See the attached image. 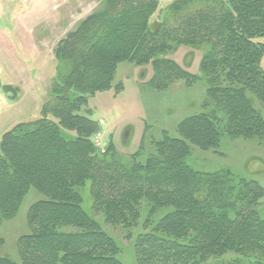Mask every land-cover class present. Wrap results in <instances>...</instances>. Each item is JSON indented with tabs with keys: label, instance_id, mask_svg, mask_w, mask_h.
<instances>
[{
	"label": "trees",
	"instance_id": "1",
	"mask_svg": "<svg viewBox=\"0 0 264 264\" xmlns=\"http://www.w3.org/2000/svg\"><path fill=\"white\" fill-rule=\"evenodd\" d=\"M160 5L101 0L58 43L41 117L15 122L1 137L0 227L31 190L45 199L30 207L21 262L0 255V264H126L83 207L82 189L107 223L139 229L135 264H264V187L190 162L196 150L219 153L231 140L264 144V0H175L154 21ZM178 47L192 49L191 62L201 51L198 74L169 57ZM123 62L142 67V81L158 91L206 86L180 136L165 132L150 141L152 152L141 146L129 155L113 143L102 150L93 140L100 124L89 100L122 89L114 80Z\"/></svg>",
	"mask_w": 264,
	"mask_h": 264
},
{
	"label": "rangeland",
	"instance_id": "2",
	"mask_svg": "<svg viewBox=\"0 0 264 264\" xmlns=\"http://www.w3.org/2000/svg\"><path fill=\"white\" fill-rule=\"evenodd\" d=\"M99 1L0 0V143L2 134L15 122L41 117L43 104L48 100L56 78V47L75 29L83 16L87 17L99 6ZM173 1L159 0L160 10L152 20H160L161 8ZM260 41L264 43V38ZM191 50L178 47L169 53V57L180 64L186 61L189 71L198 74L201 51L194 52L197 56L194 65L188 57L185 61L183 59ZM261 67L264 70V57ZM141 69L130 62L119 64L114 85H122V89L97 93L89 100L90 117L100 124V131L93 140L95 143L99 140L102 150L113 143L118 151L129 155L135 154L141 146L152 152L153 141H160L165 132L179 137L180 122L200 110L206 94L204 82H196L191 87L180 82L166 91H158L142 81ZM6 86L12 87V90H6ZM130 125L132 127L128 129ZM126 127L133 136L136 132L131 146V134L122 139ZM99 133L100 137L97 138ZM190 162L200 170L230 168L253 178L264 187V144L243 139L231 140L219 153L196 150ZM80 192L83 207L119 244L121 259L126 264H135L134 245L139 229L107 223L102 215L91 211L89 190L82 189ZM43 199L45 196L42 193L31 190L18 214L0 227L1 256L21 262L18 243L20 237L31 232L28 224L30 207ZM146 208L143 201L141 220L147 215Z\"/></svg>",
	"mask_w": 264,
	"mask_h": 264
},
{
	"label": "crops",
	"instance_id": "3",
	"mask_svg": "<svg viewBox=\"0 0 264 264\" xmlns=\"http://www.w3.org/2000/svg\"><path fill=\"white\" fill-rule=\"evenodd\" d=\"M100 1H101V0H100ZM100 1L97 2V4H99ZM169 3H171V2H169ZM169 3H167V4H169ZM167 4H165V5H167ZM95 9H96V7H95ZM95 9H94V10H95ZM92 10H93V9H92ZM92 10H91V11H92ZM91 11H90V12H91ZM90 12H89V13H90ZM85 16H86V15H85ZM85 16H83V18H85ZM154 17H155V16H154ZM83 18H82V19H83ZM196 57H197V56H195V59H194V61H193V65H194L195 62H196ZM184 58H185V59H184ZM183 59H184V61L187 59V58H186V55L183 56ZM185 62H186V61H185ZM185 62H184V63L182 62L181 65H183V66L186 65V66H187V64H186ZM138 73H140V72H138ZM141 76H142V74H141ZM127 127H132V126L130 125V126H127ZM127 127H126V128H127ZM8 128H9V127H8ZM123 137H124V133H123ZM123 137H122V138H123ZM135 137H136V132H135V134H134V137H133V139H132V141H131L130 146L134 143V139H135Z\"/></svg>",
	"mask_w": 264,
	"mask_h": 264
},
{
	"label": "water",
	"instance_id": "4",
	"mask_svg": "<svg viewBox=\"0 0 264 264\" xmlns=\"http://www.w3.org/2000/svg\"><path fill=\"white\" fill-rule=\"evenodd\" d=\"M128 133H129V131H127V133H126V135L125 136H127L128 135ZM135 133V132H134ZM124 136V137H125ZM129 137H130V133H129ZM134 137V136H133ZM123 139V138H122ZM133 138H131V140H132Z\"/></svg>",
	"mask_w": 264,
	"mask_h": 264
},
{
	"label": "built area",
	"instance_id": "5",
	"mask_svg": "<svg viewBox=\"0 0 264 264\" xmlns=\"http://www.w3.org/2000/svg\"><path fill=\"white\" fill-rule=\"evenodd\" d=\"M99 137H100V134L97 136V138H99ZM96 142L98 143V142H99V140L97 139V140H96Z\"/></svg>",
	"mask_w": 264,
	"mask_h": 264
}]
</instances>
